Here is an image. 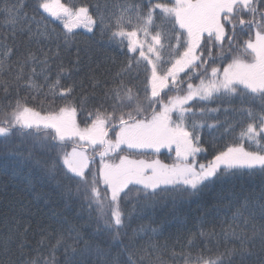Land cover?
I'll return each instance as SVG.
<instances>
[{
	"label": "snow or ice",
	"instance_id": "1",
	"mask_svg": "<svg viewBox=\"0 0 264 264\" xmlns=\"http://www.w3.org/2000/svg\"><path fill=\"white\" fill-rule=\"evenodd\" d=\"M26 7L0 0V264H61L60 248L62 264H264V0H33L31 15ZM77 29L87 38L77 40ZM97 30L124 61L96 58ZM142 64L150 66L143 98L131 83ZM216 100L215 108L189 106ZM204 129L213 153L200 162ZM125 149L175 157L134 159ZM241 179L247 192L232 183ZM73 181L89 210L79 225L37 187L54 183L68 210ZM161 201L173 211L197 204L195 231L176 242L179 251L137 245L123 231L138 209ZM93 210L97 227L82 231Z\"/></svg>",
	"mask_w": 264,
	"mask_h": 264
},
{
	"label": "trees",
	"instance_id": "2",
	"mask_svg": "<svg viewBox=\"0 0 264 264\" xmlns=\"http://www.w3.org/2000/svg\"><path fill=\"white\" fill-rule=\"evenodd\" d=\"M64 3H72L79 6L81 3L84 2V0H62ZM92 2H95V0H92ZM27 7L26 11L31 15L32 14V3L33 0H26ZM161 22L157 20V24H160ZM51 27H54L56 29L57 33L62 32V24L57 22L54 25H51ZM169 30H170V26ZM0 31H4V29H0ZM76 31V38L79 41H82L86 39V30L85 29H77ZM98 43L95 45L96 58L103 60L105 57H115L118 61H124L126 59L125 55L114 45L110 44L107 41L106 37H101L99 31L97 30L96 36L94 37ZM167 45L168 41H164ZM175 43V41H171V43ZM11 43V41H9ZM173 43V44H174ZM47 47V46H45ZM53 49L55 48V45H52ZM213 52H215V49H213ZM165 59H167L166 55H163ZM111 66V65H110ZM165 67H168L170 65H164ZM148 70L145 71V65L142 64L140 67V70L138 73L134 70L131 74L133 79H131V83L135 86L134 90L137 91L141 98L144 96V89L145 87H150L148 84L147 77L150 76V66H147ZM39 71V69H37ZM53 73L56 71V66L53 64L52 66ZM113 71H115V67H113ZM54 78V77H53ZM180 78L182 80L187 81V77L182 73ZM126 81L129 79L128 76L125 77ZM39 82H43L42 77L39 78ZM186 88V84L184 85ZM167 95H176V92L165 90ZM24 93H21L23 95ZM166 98V97H165ZM37 99H43V97H37ZM220 104L219 100H216L212 103H206V102H200V101H193L190 105L193 109H198L202 107H208V108H215ZM30 106H34L37 108V110H40L39 104L34 103L30 104ZM231 115V114H229ZM225 118V114L221 113L218 117V119L223 120ZM211 122V120H209ZM239 131V128H237V132ZM212 135H218L217 133L213 132ZM230 137H226L225 140H216L214 143L216 145L221 146L223 145L226 140H229ZM202 140L205 142L204 147L208 149V154H202L200 156V160L206 162L207 160L211 159L213 149L211 147L213 141L212 136L209 134L208 129H204L202 132ZM14 144H20L21 141L19 138L14 137L12 142ZM247 146V145H246ZM25 147H31L30 143L26 140L25 141ZM72 144L69 142L66 150L71 151ZM125 151H128L132 154L130 150L125 149ZM148 152V151H146ZM91 153V152H90ZM123 152H121V155ZM36 155L41 159H47L49 158L46 155L41 154L39 151L36 152ZM51 155H55V153H52ZM131 156V155H129ZM164 156V154H163ZM132 157V156H131ZM133 158V157H132ZM99 166V157H95V162L90 164V167L93 171H95ZM63 172V169H61V173ZM67 183V181H65ZM232 183L235 184L236 189L239 191L243 189L245 192L249 190L250 182L246 179H241L237 181H233ZM75 185L76 181L72 182V197L67 202L70 205V209L66 210L64 207V199L61 197V190L56 188L55 184H47V183H38L37 187H40L45 199H51L54 202V206L57 207L58 211L62 212V214L67 217L69 223L71 224H82L85 220H88L89 218V210L86 206H81V200L77 198V194L75 192ZM101 190L103 191V185H100ZM131 187V186H130ZM135 191V189H133ZM218 189H213L212 191L206 192L204 194L205 200H212V197L216 194ZM258 191V189H257ZM161 195H166L162 193ZM166 205V206H163ZM122 207H125L122 202ZM197 204L191 203V204H184L182 206H177V209L173 211V205L171 201H161V205H158L155 209H145L143 211L137 210L136 213H134L131 217V219L125 220V228L123 231L127 232L128 237H134L137 245H143L147 241L151 240L153 242H157L160 244H164L167 242V244L171 247L173 245L176 246V250L179 251V244L176 242L179 240L180 243H183V236L186 234L188 230L195 231V229L192 227L194 223H196V217L199 215V213L196 211ZM225 213L221 212L219 213V217L223 218ZM82 217V218H81ZM91 226L86 227L82 229V231L92 232L96 227V212L93 210L91 212ZM100 224H103V220L100 221ZM152 229H157L158 231L156 233H153ZM127 239V237H126ZM197 246L199 248H203V244L200 242V240H197ZM115 251V250H114ZM192 251L195 253L197 251V248H193ZM45 255L48 254L47 250L44 253ZM56 259L63 261L64 253L63 248H60L55 252ZM122 259H126V255L122 257Z\"/></svg>",
	"mask_w": 264,
	"mask_h": 264
},
{
	"label": "rangeland",
	"instance_id": "3",
	"mask_svg": "<svg viewBox=\"0 0 264 264\" xmlns=\"http://www.w3.org/2000/svg\"><path fill=\"white\" fill-rule=\"evenodd\" d=\"M122 155H124V154H122ZM199 159V158H198ZM161 160V159H160ZM162 161V160H161ZM174 161V160H173ZM173 161H171V162H169V163H167V164H171V163H173ZM200 162H202V161H200Z\"/></svg>",
	"mask_w": 264,
	"mask_h": 264
}]
</instances>
